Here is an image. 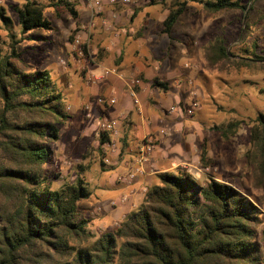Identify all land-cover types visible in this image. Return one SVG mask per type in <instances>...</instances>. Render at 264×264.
<instances>
[{"label": "rangeland", "instance_id": "rangeland-1", "mask_svg": "<svg viewBox=\"0 0 264 264\" xmlns=\"http://www.w3.org/2000/svg\"><path fill=\"white\" fill-rule=\"evenodd\" d=\"M39 1L49 4L54 0ZM175 1L141 0L132 7L130 15L119 17H106L104 9L99 14L93 10L94 15L87 16L81 8L78 20L68 14L57 17L55 9L49 8L46 16L53 29L34 32L43 38L38 41L28 39L32 33L27 37L21 34L16 11L23 2L0 0V10L12 20L6 26L0 18L2 46L7 50L11 35L21 41V69L48 71L72 116L62 126L60 140L52 145L48 172L53 177L59 174L57 187L75 183L78 178L86 184L92 195L79 202V219H88L89 230L97 237L115 231L129 211L132 195L124 189L134 186L137 179L132 183L123 179L138 165L139 148L148 136L155 137L157 149L145 163L147 172L185 171L203 184L213 177L250 196L263 197L254 188L253 168L248 165L246 154L251 146L252 121L264 113V65L239 68L227 62L211 67L206 50L224 40L232 52L243 53L246 44L238 41L248 22L251 26L247 39L258 43V52L264 56V0L243 1L253 6L248 19L247 12L241 11L208 14L202 4L206 0H179L188 3L187 10L171 35H167L163 33V22ZM122 10L125 11L124 6ZM114 39L117 46L104 45ZM109 46L112 49H107ZM139 60L151 69V75L148 79L144 73L136 76L143 81L137 88V107L127 85L134 77L107 78L105 73L117 68L119 73L123 65L132 67ZM92 63L96 67L89 72ZM155 78L169 84V90L154 89L151 83ZM143 90L145 94L141 95ZM101 98H114L117 103L98 105ZM192 101L199 103L192 117L171 112L172 107L183 108ZM109 113L116 114L107 118ZM137 114L149 129L136 142L131 134L138 122ZM107 120H117V125L113 133H108L111 142L103 145L101 136ZM232 121L242 124L238 133L226 140L217 128ZM205 141L208 168L200 159ZM120 182L127 186L121 187L119 195L110 186H119Z\"/></svg>", "mask_w": 264, "mask_h": 264}, {"label": "trees", "instance_id": "trees-1", "mask_svg": "<svg viewBox=\"0 0 264 264\" xmlns=\"http://www.w3.org/2000/svg\"><path fill=\"white\" fill-rule=\"evenodd\" d=\"M18 23L24 37L42 40L37 31H52L46 16L78 20V4L70 0H19ZM244 0H206L208 14L241 11L253 6ZM187 2L176 0L163 22L171 35ZM121 6V5H120ZM122 7V6H121ZM6 26L10 17L0 10ZM250 23L238 41L246 44L236 54L220 40L206 50L211 67L233 63L237 67L264 65L258 43L248 41ZM0 42V264H264V113L252 121L251 146L246 154L253 168L254 188L263 197L250 196L238 187L210 178L200 183L185 171L160 172L147 189L141 209L129 212L112 233L99 237L79 219V202L92 193L82 179L55 185L51 176L52 145L60 140L62 126L71 121L63 95L46 70L26 72L19 66L24 56L21 41L10 36ZM83 50L90 58L86 46ZM96 67L91 64L89 72ZM154 89L167 92L169 84L158 78ZM242 121L217 128L229 140ZM103 145L110 134L101 136ZM206 141L201 162L209 167Z\"/></svg>", "mask_w": 264, "mask_h": 264}, {"label": "crops", "instance_id": "crops-1", "mask_svg": "<svg viewBox=\"0 0 264 264\" xmlns=\"http://www.w3.org/2000/svg\"><path fill=\"white\" fill-rule=\"evenodd\" d=\"M101 1L103 2V9L106 12V17L109 16L110 14L111 15L113 14V16H115V17L122 16L123 14L124 15H126V14L130 15V13L132 12V7H135L136 4L138 3V2H136V3L133 2L131 5H124L123 4V0H101ZM74 2H76L78 4V11H79L80 17H81V11H80L81 8H83L84 11H86V15L87 16H89V15L93 16L94 15V11H93L94 10L93 9L94 8L93 7L94 1L93 0H74ZM120 5L124 6L125 11L122 10V7ZM99 24H100V22H99ZM97 25H98V23H97ZM111 31H113V30H111ZM116 42H117V39H114L113 42L108 40L107 42H105L104 45L108 46L109 44H112V47H115V46H117ZM107 49H112V48H111V46H109V47H107ZM106 67L107 66H105L104 69ZM117 71H118V68L117 69L106 70L105 76L107 78H111L112 76H114V77L118 76L120 79H123V77H126V78L134 77V79L132 80L131 84L130 85L127 84V85H128V88L130 89V96H131V92H132V89H133V90H135L136 96L139 99V93L137 91V88L141 87V85H143V81H141L138 78H136V76H137V74L144 73L145 79H148L149 75H151V69L146 67L145 64L142 63L139 60L136 65H134L132 67H127V66L123 65L121 70L119 71V73ZM103 78L104 77L102 76L101 79H103ZM133 82H135V85H133ZM144 94H145V90L142 91L141 95H144ZM133 103H134V101H133ZM133 110H135V109L133 108ZM139 110H141V109H139ZM115 114L116 113H109L107 115V118L109 116H112V115H115ZM140 118L142 119L143 117H140V115L137 114L138 122L136 124L135 130L131 134L132 140H134L136 142H137L138 138L140 139L142 136H144L146 134V132L148 131V129H149V128H147L148 126L145 127L144 120L142 119V121H141ZM113 121H115V123L117 125V122H116L117 120H113ZM126 134L128 136V133H126ZM125 139H126V135L124 136V141H125ZM138 146H140V145H138ZM137 167H138V165L135 166V168H137ZM143 168H144L145 174L137 177V182H136V184L134 186H132L130 188H125V186H127V185L123 184V182H120L119 186L118 185L110 186V189L118 190L116 193L119 194V195H120V193H118V192L122 191L121 187L125 188L124 190H129L131 192L132 196H131V200H130V209L123 216V218L129 212L133 211L136 207H138L139 205H141L143 203V199H141V197L143 196V198H144L149 185H151L153 183V181H154V178H155L154 175L159 173V172L158 173H155V172L149 173V172H147L146 169H145V165H144ZM123 171L128 173L129 170H124L123 169ZM166 171H170V169L166 170ZM166 171H164V172H166ZM123 181L126 182V177L123 179ZM138 202H139V204H138Z\"/></svg>", "mask_w": 264, "mask_h": 264}, {"label": "built area", "instance_id": "built-area-1", "mask_svg": "<svg viewBox=\"0 0 264 264\" xmlns=\"http://www.w3.org/2000/svg\"><path fill=\"white\" fill-rule=\"evenodd\" d=\"M74 2V0H70ZM93 9L96 11L97 14H99L103 9V4L101 0H93ZM141 0H123L124 5H131L133 2H138ZM114 2V1H113ZM133 85H135V82H133ZM131 97L133 98L134 104L137 106H140V101L136 96L135 90L132 89ZM105 102H107L108 106H114L117 103V100L114 98H111L109 100L105 99H99L98 105H104ZM199 106V103L197 101H192V103L185 105V107H172L171 112H180L181 114H185L187 116H193L195 113L196 108ZM116 129V123L115 121H105L103 124V131L104 133H113ZM116 133V132H115ZM157 149V140L153 136H148L144 139L143 144L139 148V157H138V167L134 170L130 171L126 175V182L132 183L134 180L137 179L138 176L144 175V165L146 162L149 161V158L155 153Z\"/></svg>", "mask_w": 264, "mask_h": 264}]
</instances>
